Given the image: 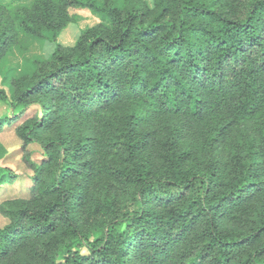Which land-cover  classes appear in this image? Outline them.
<instances>
[{
	"label": "trees",
	"instance_id": "trees-1",
	"mask_svg": "<svg viewBox=\"0 0 264 264\" xmlns=\"http://www.w3.org/2000/svg\"><path fill=\"white\" fill-rule=\"evenodd\" d=\"M152 2L0 0V72L71 8L110 20L13 81L0 132L20 121L45 159L0 204V264H264V0Z\"/></svg>",
	"mask_w": 264,
	"mask_h": 264
},
{
	"label": "rangeland",
	"instance_id": "rangeland-1",
	"mask_svg": "<svg viewBox=\"0 0 264 264\" xmlns=\"http://www.w3.org/2000/svg\"><path fill=\"white\" fill-rule=\"evenodd\" d=\"M152 6V0H147ZM71 15L74 21L68 24L59 35L55 36L53 32L49 33L48 39L35 40L30 43L27 50L14 49L4 58L0 72V89L7 92L10 97L8 101L0 102V118H9L18 112L19 108L13 106L14 86L13 81L34 69V58L46 59L55 50L57 44L72 46L76 43L80 34L98 24H110L109 18L102 13L87 8H71ZM30 110H35L31 108ZM20 123L5 124L0 132V141L5 148V155L0 159V165L11 168L16 174L17 179L14 182H8L0 186V204L11 198H28L34 187V169L32 164L40 165L45 159V152L38 142L30 143L25 146L24 141L18 136L16 126ZM259 126L258 121H250L245 125L249 132H254ZM183 139L186 145H191L195 150H200L203 145V132L200 129H183ZM240 134L234 133V137ZM228 148H222L224 154ZM29 158V160H27ZM9 223V219L0 212V226L4 227ZM99 230H93L89 233L90 241H95L99 235Z\"/></svg>",
	"mask_w": 264,
	"mask_h": 264
}]
</instances>
